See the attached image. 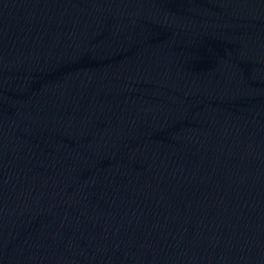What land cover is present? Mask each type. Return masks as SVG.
<instances>
[{
  "label": "water",
  "instance_id": "95a60500",
  "mask_svg": "<svg viewBox=\"0 0 264 264\" xmlns=\"http://www.w3.org/2000/svg\"><path fill=\"white\" fill-rule=\"evenodd\" d=\"M0 264H264V0H0Z\"/></svg>",
  "mask_w": 264,
  "mask_h": 264
}]
</instances>
